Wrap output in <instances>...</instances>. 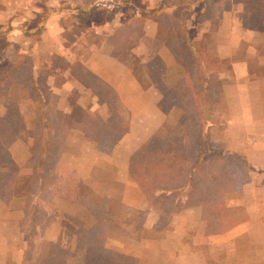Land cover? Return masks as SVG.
Listing matches in <instances>:
<instances>
[{
	"label": "rangeland",
	"instance_id": "374dc122",
	"mask_svg": "<svg viewBox=\"0 0 264 264\" xmlns=\"http://www.w3.org/2000/svg\"><path fill=\"white\" fill-rule=\"evenodd\" d=\"M190 1L166 0V11H161V21L170 25L173 20L169 14L172 12L167 7L171 8L174 3L186 7ZM209 1L214 3V8L211 15H203L202 19H211L214 28L200 40L190 34L192 31L186 25L182 28L183 25L179 24L175 26H181L183 31L162 25L161 35L174 44L177 38L183 41L186 37L188 43L202 42L201 46L205 48L202 52L205 73L213 81L214 101L209 105L210 112L207 111L212 122L209 132L211 146L208 147L212 156L199 172L201 178L217 186L227 175L236 184L235 189L244 183V195L241 191L219 193V212L224 219L229 218V227L241 221H249L250 225L245 227V231H230L229 236L211 240L198 239L197 233L201 230L197 227L196 233L195 225L192 227L195 241L193 234H189V227L175 223L176 215L184 210L182 199L152 203L148 210L130 209L123 202V191L129 184L125 167L130 164L126 160L130 146L114 147L110 153L102 151L95 139L83 130L69 126L74 118L82 117L79 111L72 114L62 112L67 105L71 106L70 98H62L61 101V96L49 90V51L42 43L39 28L50 22L54 26L57 20L78 28L82 17H77L75 11L84 7L91 12L86 14V19L90 20L83 23V28L88 31L83 40L90 44L100 40L93 35V24L99 29L105 25H117V18L116 22L107 20L105 23L95 18L91 20L96 4H111L109 12L114 17L119 12L124 15L135 13L128 7L130 0H0V11L7 14V19L0 23V108L6 111H0V139L5 133H11L17 120L15 115L9 117L10 104L17 106L22 121L20 138L10 144L3 141L15 166L0 167V177L7 175L12 186L11 195H8L4 190L5 182L0 180V264H54L55 254L65 257L66 264H86L84 254L90 247H103L135 256L137 264H262L264 220L261 223L260 218L264 215V206L256 209L254 201L264 196V83H253L251 90H261L262 93L248 101L239 80L234 77L231 63L241 60V51H234L228 59H221L218 52L219 46L225 47L226 33L231 30L226 28L228 21L223 23V8L227 0ZM132 2L137 8H144L142 3L145 0ZM207 2L201 0L198 6L204 8L203 3ZM34 18L36 20L32 22ZM184 19L183 24H186L187 15L181 13L179 23ZM126 22L121 25V34H127L129 40H133L140 24L135 21L137 28H127L131 18ZM104 30L108 31L110 38L117 33L116 28ZM77 38H80L79 34ZM73 68L83 80L80 91L108 89L79 65ZM136 73L146 85L142 71L137 69ZM8 76L32 79L41 98L45 97L44 104L41 101L35 103L30 86L20 83L27 95L20 103L22 106H18L8 95L10 87L18 82L11 83L6 91L2 90L9 83ZM62 79L59 75L57 85H61ZM81 102L85 106L94 104L95 98L87 96ZM116 110L115 106L107 115L110 124L117 121ZM17 141L29 146L25 162L18 163L14 158L15 153L18 157L23 151L12 149ZM35 142H38L39 155L31 160L30 149ZM49 143L52 153L46 157L40 153V148L45 144L48 148ZM0 157L4 158L1 152ZM16 168L17 174L9 176L8 172L16 171ZM38 174H41L43 183L36 179ZM129 179L135 182L131 176ZM135 193L128 192L130 197H135ZM201 233H204V226ZM185 234L191 237L185 239ZM251 253L257 255L247 256Z\"/></svg>",
	"mask_w": 264,
	"mask_h": 264
},
{
	"label": "crops",
	"instance_id": "0c3cea01",
	"mask_svg": "<svg viewBox=\"0 0 264 264\" xmlns=\"http://www.w3.org/2000/svg\"><path fill=\"white\" fill-rule=\"evenodd\" d=\"M132 1L130 0L128 7L134 10L135 13L131 12L133 14L124 15L123 12H119V15L114 17H111V13L109 12L111 4L103 2L96 4L93 8L94 12L91 20L95 18L105 23L107 20L108 22L109 20L115 21L117 18V25L109 27L105 25L99 29L93 24V35L100 40L90 44L83 40V38L87 37L88 33L86 28H83V23L90 19L82 18V21H80L81 25L79 24L78 28L74 25H64L62 20H57L54 26H51L50 22L43 28H39L41 29L42 43L49 51L47 57V63L51 67L47 82L49 90H52L57 96H61V101L62 98H70L71 106L67 105L62 112L72 114L73 111H79L82 114L98 117V119H107V115L116 106L120 112L126 115L128 131L117 142L115 148L125 145L130 146L129 154L126 158L129 163L132 156L144 144L166 137L165 134L176 126L181 115L177 105L169 104L170 102L165 101L164 92L167 91L165 88H168L169 84L177 81L182 74V66L176 57L178 55L176 52H182L185 49L184 42L181 39H177V43L174 44L168 38L164 40L161 35L162 25H166L165 28H181L182 25V28H184L186 25V28L192 31L190 34L196 36L195 39L197 40H200L202 36L214 28V22L211 19H202L203 15H211L210 13H212L211 11L214 8V3H211L209 0L207 3H203L205 5L204 8L203 6H198L201 5V0H192L186 7L181 4H171V8L167 7V10L172 12L169 14L173 20L170 25L168 22L163 23L161 21L163 20L161 17L163 12L161 11H166V0H145V3H142L144 8H137ZM226 2L223 8V23L228 21L226 28H231V30L229 33H226L225 47L219 46L218 52L221 59H228L234 51H241V60L231 63L234 77L237 81L239 80L243 87V94L249 101L251 97L262 93L261 90H251L253 83H264V0H227ZM169 9L174 11H170ZM27 10L29 11V9ZM80 10L88 12L84 7L77 8L75 11L77 16ZM3 12L0 11V23L2 19H7V14ZM173 13L176 14L174 15ZM181 13H185V16L187 15L186 24H183L185 23V19L184 22L179 23ZM69 15L74 16V14ZM130 18L132 24L130 23L127 28H137L134 23L136 21L141 24V27L138 28L142 32L139 37L137 36V40L132 45H126L125 42L130 38L127 37V34L125 36L121 34V25L127 23L126 21ZM133 19H135L134 22ZM35 20L36 18L32 22H35ZM124 20L125 22L123 23ZM189 22L191 23L190 25L188 24ZM176 24L181 26L177 27L175 26ZM35 26L34 24V28L36 29ZM104 28H116L117 33L113 38H110L108 31L104 30ZM182 28L181 31L183 30ZM77 34L80 35V38H77ZM76 64L79 65L80 69H84L86 74L97 78L101 85L108 86V89L102 90L98 88L96 91L83 89L80 91L83 86V80L76 74L73 68ZM137 69L142 71L143 76H145L146 85H143L137 75ZM59 75L63 78L60 86L57 85ZM8 95L18 106H22L20 103L25 100L27 92L25 87L18 83L10 87ZM87 96L95 98V103L83 105L81 100H85ZM44 99L45 97L41 98L40 96L34 101L35 103L41 101L42 104V100L45 101ZM118 110H116L117 113ZM0 111H3L2 113L6 112L2 108H0ZM22 111L25 110L22 109ZM246 111L249 112L250 109H246ZM116 120L114 122L118 123L119 119L117 118ZM69 126L77 128L76 126L73 127V125ZM79 132L82 133L81 131ZM18 148L23 150L21 152L22 155L16 157L17 154L14 152V158L18 163L25 162L28 159L29 146L20 141L13 143L12 149L16 150ZM125 169L127 171L126 182L129 184L123 191V198L125 197L123 202L132 210L150 209L151 207L137 183L129 181L130 164ZM200 175L202 177L201 173ZM243 186L244 183L240 186L237 185L236 189L234 188L227 193H240L239 191H241L244 195L246 188ZM129 191L131 193L137 192L135 193L137 195L130 197ZM141 192L144 196H142ZM181 205L183 204L181 203ZM261 205L264 206V196L254 201L256 209ZM182 208L184 210L182 209L176 215V218H174L175 223L189 227V234H193L192 237L195 241L196 235L192 231V227L195 225L194 231L196 233L197 227L202 232L204 226V233H197V238L200 240H211L213 238L229 236L230 231H245V227L250 225L249 221H241L229 227L227 226L230 222L229 218L224 219L221 216L225 232L207 235L205 233L202 205L196 203L191 207L184 206ZM190 215H193V218H190ZM260 220L263 223L264 215L261 216ZM170 221L172 223V220ZM190 237L186 236V234L183 236L185 239H189ZM256 255L254 253L247 254V256ZM258 257L261 258L259 255ZM260 263L264 264V260L260 261Z\"/></svg>",
	"mask_w": 264,
	"mask_h": 264
},
{
	"label": "trees",
	"instance_id": "16d2710c",
	"mask_svg": "<svg viewBox=\"0 0 264 264\" xmlns=\"http://www.w3.org/2000/svg\"><path fill=\"white\" fill-rule=\"evenodd\" d=\"M143 10V9H142ZM83 12L80 10L77 17L87 16L91 11ZM144 11V10H143ZM141 27V24H140ZM183 31V30H182ZM140 28L136 29V38L128 40L126 45H132L137 36L141 34ZM178 36L177 34H174ZM181 39V38H177ZM185 49L182 52H176V56L182 66L180 78L169 84L167 91L164 92L165 101L169 104H175L179 108L181 115L176 126L162 139L151 141L144 144L130 160V176L137 183L144 193L149 204L168 202L171 198L182 199L183 206L191 207L194 204L202 205L203 220L205 221V233L221 234L225 232V226L221 220L219 212L218 195L221 192H228L236 187L231 176L225 177L220 186L201 178L199 170L211 159L212 153L208 150L211 146V118L207 117V111L210 112L213 98V84L211 77H207L204 68V57L202 42L188 43V39H183ZM218 61V58H215ZM7 87L2 90L6 91L11 83H23L30 86L34 98L38 99L40 95L35 88L32 79L10 78ZM28 81L30 83H28ZM6 85V84H5ZM42 104H44L42 100ZM16 108V110L14 109ZM17 106L10 104V116H17L13 124L11 133H5L0 139V152L4 156L0 157V167H8L9 164L15 166L10 153L3 145L20 138V128L22 121L18 116ZM118 123H111L107 119L92 117L91 115L82 114V117H76L72 125L83 130L98 142L99 148L105 152L113 151L117 142L128 131V123L125 114L118 110ZM41 147L40 153L49 157L52 153V145L46 148V144ZM38 142L31 147V160L38 152ZM42 155V154H41ZM41 157V156H40ZM36 172V171H34ZM9 176L17 174V168L8 172ZM5 182L4 190L8 195L12 188L7 175L0 177ZM44 182L41 174L36 176ZM3 194V190H1ZM185 204V205H184ZM56 246L54 245V248ZM53 253V252H52ZM84 254L86 264H137V258L132 255L120 253L108 248L90 247ZM57 257L54 264H66L65 257L55 254Z\"/></svg>",
	"mask_w": 264,
	"mask_h": 264
}]
</instances>
